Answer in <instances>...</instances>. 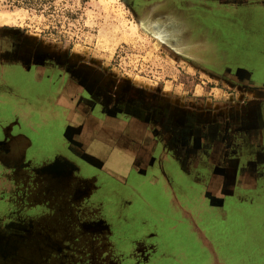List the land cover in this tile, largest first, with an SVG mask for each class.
<instances>
[{
    "label": "rangeland",
    "instance_id": "rangeland-1",
    "mask_svg": "<svg viewBox=\"0 0 264 264\" xmlns=\"http://www.w3.org/2000/svg\"><path fill=\"white\" fill-rule=\"evenodd\" d=\"M180 1L0 0V46H22L29 52L38 49L45 55L65 58L76 66L80 62L82 77L96 79L98 91L107 102L108 97H116L119 105L128 102L142 112L150 109L147 115L153 128L159 132L161 125L167 149L176 152L181 145L185 147L190 142L194 131L199 130V136L204 133L201 125L207 124L204 117L199 120L200 127L194 126L187 110H214L218 118L223 117V121L228 118L236 129L240 119L253 120L251 116L260 104L257 97L263 95L253 86L234 84L224 77L222 63L228 58L215 52L217 59L208 60L207 56L214 53L210 52L212 43L209 41L207 46L206 38L204 42L199 40L203 37L194 38L202 47L187 45L186 39L197 33L191 22L179 12L182 8ZM191 1L201 5V1L208 0ZM224 1L212 0L210 5L218 10ZM244 1L264 4V0ZM257 14L261 18L258 25L264 29V10L259 9ZM245 29L249 31L251 26L246 25ZM2 35H5L4 39ZM20 41L23 43L19 44ZM196 49L203 52L192 51ZM143 94H148L145 101ZM119 105L118 109H102L95 114L103 115L104 121L116 116L109 120V124L118 125L121 134L127 115H123ZM140 117L138 120L142 121L144 116ZM133 123L139 128L145 126L142 122ZM134 125L131 130L136 128ZM232 134L231 138L246 137L249 145L254 141L257 143L260 138L264 141V132ZM117 139H113L114 144L126 149L121 138ZM156 141L151 139L150 146L158 145ZM199 148L202 149L200 152L205 149ZM262 152L257 147L242 157L259 155L264 159ZM86 154L96 164L82 160L86 163L87 175L82 174L79 166H74L75 178L87 180L88 184L83 195L82 185L80 191L76 189L75 194L81 193L82 198L75 197L74 201L79 200L77 207L82 205V215L76 217L69 235L66 227H53L49 236L41 227L43 219L37 223L32 217L33 220H28L15 214L11 220L5 221L2 216L1 233H33L38 241L23 243L18 236L11 238L8 234H0V264H9L4 262L6 258L22 253L27 257L42 255L46 261L41 264H264V208L261 204L255 206L263 213L258 215L256 211L255 221L259 229L254 231L245 226L250 219L235 215L236 208L246 210V205L238 207L232 200L223 203L222 196H217L204 181L188 180L187 184L196 190L191 188L185 196L176 195L174 191L178 187L174 182L171 185L161 181L160 188L158 185L146 186L148 189L140 200L130 190L129 180L123 176L136 166L134 163L122 160L120 156L121 161L116 166H108L107 160L105 165L103 160L110 152L102 157V161L82 153L83 156ZM255 167L261 170L255 172ZM6 168L0 167V176ZM103 170L107 174H102ZM218 172L215 174L222 175ZM238 174L240 180L236 179ZM226 176L231 185L234 180L250 185L257 177L264 179V162L257 166L243 161ZM166 187L172 192L168 190L165 195ZM261 190L264 192V187ZM257 194L262 201L261 193ZM158 209L166 214H160L161 220L157 218ZM151 211L156 218L151 216L149 219ZM242 224L244 227H240ZM49 237L53 239L51 245L47 240Z\"/></svg>",
    "mask_w": 264,
    "mask_h": 264
},
{
    "label": "flooded vegetation",
    "instance_id": "flooded-vegetation-1",
    "mask_svg": "<svg viewBox=\"0 0 264 264\" xmlns=\"http://www.w3.org/2000/svg\"><path fill=\"white\" fill-rule=\"evenodd\" d=\"M210 1L212 0L205 2L201 1L202 4L198 5L194 4L191 0H181L180 5L182 8L179 12L185 15L187 21L191 22L190 24L196 29L195 31L197 34L195 36H203V38L207 39V43L213 41L212 47L214 51H216V53H223L222 55L228 58L227 61H223L224 63H222L224 65L222 66L221 70L223 73L221 71V74H223L224 77H227V79L233 83L237 82L236 84L246 87L253 86L257 89L254 83L249 82L253 80V75L247 78L248 74L242 67L245 66L253 70L257 66L260 67L264 62V29L258 25L261 24V18L257 14L259 9L264 10V4L250 3L248 1L242 2L243 0L233 2L232 0H226L220 3L221 8L217 10L214 6L210 5ZM246 25L251 26L249 31L245 29ZM4 37L5 35H2V39H4ZM215 37L216 40H214ZM220 37L223 38L222 42H219L221 41L219 40ZM22 43L23 42L20 41L19 44ZM0 50H5L10 53L5 57L7 58L5 63L11 62L12 64H20L22 63L23 57H28L30 58V63L25 64L26 68L35 73L41 72L40 67H42L44 68V73L51 74L52 81H54L53 79H63L62 83L68 82L71 84L72 80L75 82L73 78L77 77V66L74 63H69L65 58L48 56V54L45 55L38 49L35 52H29V49H24L22 46H16V48L12 46H0ZM246 52H249L248 61L241 60L240 56ZM12 53H14V55H12ZM59 62L65 64L63 65ZM57 63H59V65ZM37 67H39L38 70H35ZM236 67L241 70L238 68L236 69ZM72 74H74V76H72ZM83 86L84 90L82 89V97L86 100L84 102L87 103L88 107L92 104H96L97 106L94 114L102 109H118L119 101H117V98L111 97L112 99H110V97H108L107 99L109 102H107L104 96L99 93V85L96 81L92 80L86 82ZM87 95H89L90 98H88ZM119 106L123 115H127L125 128L131 130V127L134 125L133 121H136V123L142 122L146 126L142 128L144 131L142 141H136V143L131 142V147H129V149H124L122 147L118 148L115 144H110L112 150L115 152V159L117 157L116 153H120L119 156H122V160L126 159L129 163H134L138 167V170L132 167L128 173L125 175L122 174L129 181H135L140 177L144 180L146 179L153 182L162 178L164 182L170 183L171 185L174 182L177 185L178 190L173 186L176 190L174 191L176 195L185 196L188 191L191 192V188L196 190L193 186L187 184L189 182L188 180L197 183L202 180L205 181V179H208L216 171L228 175L229 172L232 173L234 168H237L243 161H246L248 164L252 163L253 165H256V163L259 165V163L261 164V162H264V159L259 155L254 158H248L247 156L242 157L250 149L255 151L257 147H260V149L264 151L263 139L260 138V141H257V143L254 141L251 146L246 143V137L244 136L236 138H231L230 136L232 133L245 135L247 131H253L254 134L257 132L262 134L264 132V102L259 104L256 111H254L255 113L251 116L253 120L247 121L246 119H240L238 121L240 125L237 126L236 129H234V125H231L232 121L230 122L229 119L227 121L225 120L226 122L223 121L220 124L211 126L208 124H206V126L201 125L203 129L202 132L204 133H200L199 136V130L196 132L194 131L190 137V142H188L185 147L180 144L181 147L179 149L177 148L176 152H174V149L173 151L167 149L168 146H166L165 143L166 137L164 138L165 133L161 125H159V132H157L153 128L150 117L139 109H135L134 105L125 102ZM261 110H263V113ZM231 112L234 115V111L231 110ZM116 114H118V112ZM142 115L144 116V121L138 120ZM112 117L116 118V116H111V118ZM96 118L104 121L103 115L97 116ZM230 119H234V117ZM131 121L132 126H129ZM80 124L81 122L79 121L77 124L70 127L78 131L81 126ZM125 128H121V130L123 129L122 132H124ZM40 131V128H37V131L33 133L35 139L42 137ZM156 135L157 138L155 137ZM227 135H229V139H227ZM233 135L235 134H232V136ZM23 136L22 133H5L4 135L3 144L9 146L11 149V146L15 143L17 146L16 151L19 148L20 155L18 154V161L14 159L9 160L12 166L6 165L12 173L9 175L1 174L0 176L6 183L2 188L3 191L0 192V196H2V200H0V217L3 216V220L9 221L12 219L10 218L11 216L15 214L18 216L21 214L27 217L28 220H33L30 217L34 218L35 220L33 221L37 223H39V220L43 219L41 227L45 229V232L49 234V236L52 233L53 227H62L63 229L66 227L68 230L67 234L69 235V229L71 226H74L73 224L76 222V217L79 218L80 214L82 215V205L77 207L76 204L79 203V200L75 203L74 199L75 197L78 199L82 198L84 193L83 189L87 187L88 184V182H86L87 180L82 181V179L78 180L75 178L76 169L74 166H78V162H81V160L75 159V161L72 162L68 159L69 161H66L65 159L67 158L62 155L58 156L52 154L50 151L42 152L39 150L38 153H43L42 155L40 154L38 158L39 161L34 164H27L28 162L26 163L27 160H25L24 157L27 155V149L30 143L24 147L18 146L16 143V139ZM151 139H157L156 142L158 145L151 147ZM76 144L80 146L79 142ZM83 145L82 143V147ZM157 146H159V148H156ZM200 146L204 147L205 151L203 150L200 152L202 150H200ZM87 152L89 155L91 154L88 150ZM6 153H10V150L6 151ZM191 154L193 157H190ZM262 154H264V152H262ZM95 155L96 156H93L97 161H102V157L104 156L99 153ZM253 159H257V162H251ZM106 160L107 157L103 160L104 165ZM5 162L7 163L8 160H5ZM138 164H145L146 167L141 168ZM232 165H235L234 168H231ZM2 167L5 168L4 166ZM85 170L86 167L82 161V174L87 175ZM258 170L259 167H257V172ZM223 171H225V173H223ZM103 172L107 174V171L103 170L102 174ZM96 174L97 173H95V175ZM162 180L160 179V181ZM80 185H82V195L79 192L75 194L77 188L80 191ZM58 186L60 190H58ZM166 189L165 195L168 190L172 192L168 187H166ZM46 215L48 217H46ZM136 228L141 230V227L136 226ZM29 229L31 230V228ZM34 233L36 234V232ZM139 233H142V231ZM0 234H8V232H0ZM135 234L137 235L136 232ZM8 235L11 236V238L18 236L23 243L31 242L35 244L38 241L37 238L33 237V233L24 234L20 232L15 234L14 232H9ZM47 240L50 241L48 243L51 245V240L53 239L49 237ZM47 260L51 261V259ZM54 260L59 262L58 259H53V261ZM43 261H46V259L42 258V255L39 256L34 254V256L27 257V254L24 253L15 254L13 257H8L4 260L5 263L10 262L9 264H41Z\"/></svg>",
    "mask_w": 264,
    "mask_h": 264
},
{
    "label": "crops",
    "instance_id": "crops-1",
    "mask_svg": "<svg viewBox=\"0 0 264 264\" xmlns=\"http://www.w3.org/2000/svg\"><path fill=\"white\" fill-rule=\"evenodd\" d=\"M195 37L203 36H189L186 39V43H188V46L194 48V46L201 45V40L202 42L205 41V38H199L200 41L196 43V41L194 40ZM214 40H216V37ZM219 40H221L219 42H222L223 38L220 37ZM210 42L212 43L213 41ZM208 45L209 43L207 44V46ZM209 50L214 54H210L208 56L206 55L208 57V60H211L212 58L217 59L215 57L216 51H214V49ZM192 51L203 52L202 49H196ZM8 54H10L8 51L0 50V133H3V135H5V133H22L24 135L23 137L16 139V143L18 144V146L20 145L23 147L25 145L27 146V144L30 143L27 149V155H25L24 157L25 160H27L26 163L28 162L27 164H34L39 161L38 158L40 157V154H43L38 153L39 150L42 152L50 151L54 155L64 156L65 158H67L65 159L66 161L70 160L74 162L75 159L81 158V162H78V166L80 171H82V160H85L87 163L96 164L95 160L90 159L87 154L85 156L82 155V153L84 154L88 150L89 152H91L92 156H96L95 154L98 153L104 156L110 152V155L107 156V165L110 166L111 164H114V166H116L117 163L121 161V159L120 156L117 155L120 153H116L117 158L113 163L115 152L110 146V144H114L115 140L113 141V139L118 140L117 138L120 137V140L126 144L127 149L131 147V142L136 143V141H142L144 136V133L140 131V129L142 128H139L138 126L136 127L135 125L136 128L134 130L127 129L125 133L121 132V134H119L118 125L109 124V120L111 118L107 119L108 121H101L100 119L96 118L97 115L94 114V111L97 107L96 104H92L90 105V107H88L87 103L84 102L86 100L82 97V89L84 88L83 85L86 82L92 80L96 81V79L90 78L88 76L82 77V65L80 62H78L76 67L77 73H75L77 74V77L73 78L75 82L72 80V83L69 84L68 82L62 83L63 79H53L55 82L52 81V77L50 76L51 74L44 73V68L42 67H40L41 72L33 73L32 71H29L25 66V64L30 63V58L28 57H23L22 63L20 64H12L11 62L5 63V61L7 60V58L5 57L8 56ZM248 54L249 52L242 54L240 56L241 60L248 61ZM59 63H62L63 65L65 64L63 62ZM59 63L57 64L59 65ZM238 67H236V69ZM38 68L39 67H37L35 70H38ZM242 69L247 72V78L253 75V80L249 82L254 83L255 86H257V90L263 93V95H259L257 97V101L260 104L263 103L264 62L260 67L257 66L253 70L245 66L242 67ZM72 76H74V74H72ZM236 83L237 82H235L234 84ZM146 95L144 94L143 101H145ZM261 111L263 113V110ZM186 112H190L192 124L194 126H199L200 118L204 117L207 118L206 123H209L208 125L210 126L214 124H220L223 121V117L218 118V115L216 116L214 110L211 109H190ZM143 113L149 114L150 109H144ZM227 120L228 118H226V121ZM79 121L81 122V126L78 131H75L70 127L74 124H77ZM132 121L130 122L129 126H132ZM37 128H40L42 137L35 139L33 133L37 131ZM124 135H126V137H124ZM27 139L29 140V142ZM3 142L4 139L3 141H0V167H6V165L12 166V163L9 160L14 159L18 161L20 150L18 148V150L16 151L17 146L15 143L11 146L10 149V147L3 144ZM78 142L80 146L76 144ZM122 142L121 144H123ZM82 143L84 144L83 147ZM9 150L10 153L7 154L6 151ZM107 150L108 152L106 153ZM76 155L79 157L75 158ZM5 160H8V162L6 163ZM251 162L256 163L257 159H253L251 160ZM84 164L86 165V163ZM138 165L139 167L142 166V164ZM144 165L145 164H143V166ZM256 165L259 166L257 163ZM134 168L135 170H138L137 166H135ZM254 170L256 172L257 167H255ZM10 172V169L6 168L3 174L9 175ZM223 173H225V171H223ZM220 175H216L214 173L208 179L202 181H204L205 184L208 185V187H211L214 192L216 191L215 193H217V196H222V199H224L223 203H225V201L231 202L232 200L238 207L246 205V210L242 208H236L235 215L247 217L251 220L249 223L245 222V226L250 227L249 230H258L259 227L255 221L257 219V217L255 216L256 211L258 215L260 213L262 214L264 211L260 212L255 208V206L257 204H261L264 208V192L261 190L262 187H264V179L262 180L261 178L259 179L257 177V179H254L253 183H251L250 185H247L245 183L241 184L238 181L234 180V184L231 185L229 179L226 176V173L221 175L226 176V178L221 177ZM238 178L239 174L237 175L236 179ZM160 179L162 180V178ZM160 179L151 182L139 177L135 181L130 180L129 187L130 190L132 189V191L135 192L136 198L141 200L145 196L146 189H148L146 186L156 187L158 185V187L160 188ZM216 182H218V184ZM5 184L6 183L4 182V180L0 177V192L3 191L2 188L5 186ZM257 193H261L262 201H260ZM243 195L248 196L243 197ZM160 210L161 209H158V220H161L160 214H165ZM151 216H153L152 211L149 213V219ZM154 216L153 218H156V216ZM207 224L210 225L208 222ZM240 227H244L243 224ZM244 237L246 239V235H244Z\"/></svg>",
    "mask_w": 264,
    "mask_h": 264
},
{
    "label": "snow or ice",
    "instance_id": "snow-or-ice-1",
    "mask_svg": "<svg viewBox=\"0 0 264 264\" xmlns=\"http://www.w3.org/2000/svg\"><path fill=\"white\" fill-rule=\"evenodd\" d=\"M3 139H4L3 133H0V141H3Z\"/></svg>",
    "mask_w": 264,
    "mask_h": 264
}]
</instances>
